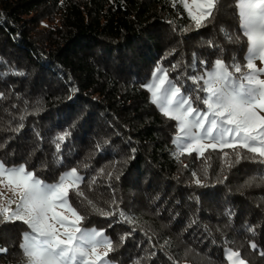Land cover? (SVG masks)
I'll return each mask as SVG.
<instances>
[{
  "label": "trees",
  "instance_id": "trees-1",
  "mask_svg": "<svg viewBox=\"0 0 264 264\" xmlns=\"http://www.w3.org/2000/svg\"><path fill=\"white\" fill-rule=\"evenodd\" d=\"M241 23L238 0H218L198 29L178 0H0V160L47 183L76 167L85 197L116 213L70 193L82 228L111 239V262L228 264L231 248L264 264V163L179 155L176 122L142 87L158 66L189 92L200 61L243 66ZM25 231L0 222V264H26Z\"/></svg>",
  "mask_w": 264,
  "mask_h": 264
},
{
  "label": "snow or ice",
  "instance_id": "snow-or-ice-1",
  "mask_svg": "<svg viewBox=\"0 0 264 264\" xmlns=\"http://www.w3.org/2000/svg\"><path fill=\"white\" fill-rule=\"evenodd\" d=\"M175 2L177 0H173ZM178 2L198 29L213 16L218 0ZM238 8L243 35L249 44L243 66L235 59L227 64L217 58L210 67L200 61L208 70L187 76L194 85L191 92L171 79L168 69L159 66L150 82L142 85L159 111L176 122L178 132L173 143L179 155L197 153L203 158L205 153L218 150L227 158L230 153L225 149H231L237 163L242 158L264 163V78H261L264 68L254 63L255 59L264 62V0H238ZM225 35L228 37L227 33ZM68 135L70 133L64 132L55 138L57 152ZM241 150L252 155L242 157ZM226 163L231 166L230 161ZM100 172L103 174L104 170ZM108 177L111 179L112 173H108ZM83 183L84 178L76 167L61 173L56 182L47 183L25 165L8 167L0 162V186L18 197V202L8 199L7 206L0 203V217L3 222H23L29 229L22 233L20 244L26 264H109L107 257L113 250L111 239L103 230L82 228L85 217L72 206L70 193L83 197L105 216L116 213L96 208L93 201L85 197L81 189ZM195 183L201 184L199 177ZM3 197L4 193L0 192V198ZM12 204H16L15 209ZM119 215L131 222L125 213L119 212ZM102 246L106 248L103 253L99 251ZM251 248H256L255 243ZM5 251L0 249V252ZM225 254L228 264H246L238 251L228 248Z\"/></svg>",
  "mask_w": 264,
  "mask_h": 264
},
{
  "label": "rangeland",
  "instance_id": "rangeland-1",
  "mask_svg": "<svg viewBox=\"0 0 264 264\" xmlns=\"http://www.w3.org/2000/svg\"><path fill=\"white\" fill-rule=\"evenodd\" d=\"M254 63L256 64V66H257L258 68H264V62L260 61L259 59H255V60H254ZM237 75H239V74H237ZM261 78H264V75H261ZM176 153H178V149L176 150ZM0 162H2V161L0 160ZM4 165H5V164H4ZM6 166H7V165H6ZM8 167H9V166H8ZM11 167H15V166H11ZM0 192H3V193H4V197H3V198H0V203L4 204L5 206H7L8 199H11V198L16 199L17 202H18V197H13L12 192H11V191H8V190H7L6 188H4L3 186H0ZM11 207H12L13 209H15L16 204H12ZM2 221H3V218L0 217V222H2ZM92 229H96V228H92ZM96 230H98V229H96ZM105 236H106V235H105ZM108 238H109V237H108ZM99 251H100L101 253H103L104 251H106V248L102 246V247H100ZM108 261H109V260H108ZM109 264H117V263L109 261Z\"/></svg>",
  "mask_w": 264,
  "mask_h": 264
}]
</instances>
